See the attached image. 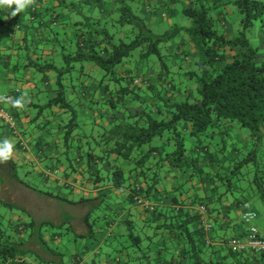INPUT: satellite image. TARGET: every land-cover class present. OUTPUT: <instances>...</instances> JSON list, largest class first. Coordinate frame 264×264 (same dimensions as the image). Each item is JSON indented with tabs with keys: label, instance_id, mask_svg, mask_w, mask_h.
I'll return each mask as SVG.
<instances>
[{
	"label": "crops",
	"instance_id": "obj_1",
	"mask_svg": "<svg viewBox=\"0 0 264 264\" xmlns=\"http://www.w3.org/2000/svg\"><path fill=\"white\" fill-rule=\"evenodd\" d=\"M118 1L31 0L15 16L11 15L17 7L15 3L11 6L0 5V18L3 20L0 25V107L9 111L17 122L16 131L0 123V142L7 139L13 144L11 169L3 170L0 178L3 175L11 177L12 193L20 196L12 197L7 202L24 205L23 208L29 214L25 217L23 212H10V217L19 224L31 220L37 224L46 221L61 224L65 221L62 220L64 210L58 209L57 217H52L49 210L62 204L67 209L71 207L73 219L70 218L69 230L73 235L86 237H83L85 241H81L73 236L76 243L73 246L69 244L70 250L66 249L65 241L56 240L61 242L57 249L67 252L69 264H88L91 260L92 264H97L94 258L100 260V264H178L176 259H182L186 264L187 259L179 254L189 248V242L182 228L175 226L167 215L179 214L177 209L181 207L182 213L187 209L200 214V222L193 224L195 228H201L205 222L212 224L209 233L211 243H207L210 250L205 258L214 259L220 264H245L249 255L258 253L250 248L235 253L228 242L234 237L246 239L251 225L257 226L264 236V193L258 191L249 178L229 179L233 161L236 160L235 153L231 151L233 142L225 154L208 141L205 142L209 144L208 148L199 155L202 171L196 172L192 168L182 170L173 165L163 168L158 171L159 179L156 183L154 181L156 186L150 192L144 191L146 182L140 184L144 188L143 196H137L136 201L128 186H117L113 182V165L110 164H115L112 160L118 158L117 153L113 151L108 158L98 156L96 161L92 158L106 146L114 145L108 143L107 139L108 128L113 126L116 112L110 99L119 96L122 84L110 79L97 65L88 62L83 65L80 79L73 72L62 81L68 87L67 97L75 105L79 119V126L74 129L73 136L69 140L65 138V124L71 113L53 102L58 94L59 72L55 69H39L36 63L65 67L67 61L64 54L76 51L77 42L86 34V30L78 25L79 20L88 17L113 18L118 15ZM127 1L153 30L187 23L182 8L188 0ZM165 49V53L173 54L176 78L184 81V70L191 66L185 56L192 59L198 53L189 41L182 42L179 39L171 41ZM231 56L230 52L228 57ZM76 66L79 68L81 64ZM117 71L123 77L133 73L136 78L143 80L142 83H152L151 100H158L160 89L157 86V71L146 67L139 54L135 53L125 60L117 67ZM188 91V94L193 92ZM163 96L173 98L172 95ZM21 98L22 106H14L13 102ZM128 105L129 101L125 107L131 106ZM232 133L237 141H246L239 128L235 127ZM189 148L199 154V140L190 138ZM107 159L112 162L105 166L111 170H107L109 176L103 177L100 173ZM73 162L77 163L76 167L72 165ZM123 163L132 172L135 162L126 160ZM22 165L28 169L29 178L35 180V185L43 186L46 191L38 190L24 178L21 179L17 167ZM136 172L133 170L132 173L138 177ZM23 184L28 187L22 188ZM20 188L28 189L27 199L18 193ZM59 196L63 202L57 201ZM30 197L35 201H29ZM39 198L42 199L36 201ZM246 202L257 212V217L250 222L243 218ZM191 203L193 209L188 206ZM200 203L207 207L205 214L197 209ZM96 206L99 207L97 222L89 229L86 227L87 216ZM0 210H4V207H0ZM130 228L135 234L148 236L149 240L138 245L132 244L127 234ZM54 231L48 230L45 236H50ZM37 235L31 234L30 230H23L15 233V238L25 242L27 247L35 243L34 249L45 260H55L53 264H65L60 255L47 253L41 247Z\"/></svg>",
	"mask_w": 264,
	"mask_h": 264
},
{
	"label": "trees",
	"instance_id": "obj_2",
	"mask_svg": "<svg viewBox=\"0 0 264 264\" xmlns=\"http://www.w3.org/2000/svg\"><path fill=\"white\" fill-rule=\"evenodd\" d=\"M182 10L186 24L176 23L158 33L127 0H119L117 16L79 20L78 25L86 30V34L77 42L76 51L64 54L65 67L36 63L39 69L59 72V89L53 102L71 113L65 124V138L69 140L73 136L79 119L75 105L67 97L68 87L62 81L73 72L80 79L84 63H92L103 69L110 79L122 84L119 96L110 99L116 110L113 126L106 127L108 143L114 145L106 146L92 158L96 161L100 156L108 158L113 151L117 153L118 158L112 160L115 164L107 159L106 165H113L114 184L128 186L136 201L137 196H143L144 188L140 184L147 183L146 192L156 186L158 171L170 165L182 170L202 171L199 155L208 145H214L225 154L231 142L236 160L229 179L249 178L251 184L264 193V0H188ZM255 22L259 30L250 37L248 30ZM2 23L0 18V25ZM175 39L189 41L198 53L192 59L185 56L191 65L184 70L186 82L175 76L173 54L165 53V47ZM137 49L140 58L151 59L153 62H149L156 68L160 89L157 103L151 100L152 83H142L143 80L133 73L123 77L117 71V67L130 59ZM230 52L232 56L228 57ZM79 63L81 67L78 68ZM188 90L193 92L188 94ZM163 94L173 98L167 99ZM127 101L130 107H125ZM235 127L242 131L244 143L234 138L232 130ZM192 137L199 140V154L189 148ZM207 141L209 144L205 143ZM10 160L0 163V175L3 170L11 169L13 162ZM126 160L135 162L133 170L137 171L138 177L123 163ZM175 201L178 203L177 199ZM4 205L11 204L5 202ZM188 206L193 209L192 203ZM177 210L179 214L167 215L175 226L182 228L189 242V248L179 254L187 259L186 264H220L205 258L210 250L207 245L210 235L205 226H193L200 222V214L187 209L182 213L181 207ZM3 212L0 210V264L54 263L55 260H45L34 248L15 238V233L23 230L38 234V243L47 253L60 255L64 260L68 256L65 250L57 249L63 241V233L55 229L65 226L64 222L37 224L31 220L19 224L13 222V217L6 219ZM66 225L67 230L71 229L69 223ZM50 229L55 231L45 236ZM129 235L134 245L143 241L142 236L131 228ZM256 253L249 255L245 264H264V252ZM176 260L178 264H184L182 259ZM64 263L69 264L66 260Z\"/></svg>",
	"mask_w": 264,
	"mask_h": 264
},
{
	"label": "rangeland",
	"instance_id": "obj_3",
	"mask_svg": "<svg viewBox=\"0 0 264 264\" xmlns=\"http://www.w3.org/2000/svg\"><path fill=\"white\" fill-rule=\"evenodd\" d=\"M238 23H239V21L236 22L237 25H238ZM236 24H235V26H236ZM168 28L169 27L167 26L165 29L160 30V27H157L155 30H156V32L160 33V32H164ZM258 30H259V28H258L257 22H255L250 27V29L248 30L249 31L248 32L249 36L251 37V35H254L255 32L257 33ZM252 39L254 40V38H252ZM133 53L134 54L135 53L138 54V49L135 52H133ZM152 57H156V56H152ZM149 60L151 62H153L151 59H149ZM149 60L148 61L147 60H144V64L146 65V67L151 68L153 71H155L156 68L153 66V64L151 62H149ZM67 96H69L68 93H67ZM156 103H157V101H156ZM72 165L74 167H76L77 166V163L76 162H73ZM105 165H106V163L103 164L102 173H100V175L103 176V177H107V175L109 176V173H110V172H107V170H109L110 167L105 166ZM17 171H18V174L21 177V179L24 178V180H26L28 184L31 183L30 185H32L34 187H37L38 190H40V189L41 190H45V191L47 190L43 186H40L38 184H36L37 186L35 185V180H32L31 178H29L30 173H28V169H26L23 165L21 167L18 166L17 167ZM2 172H4V171H2ZM27 187H28L27 185L23 184V187L22 188H27ZM15 188H17V187H15ZM22 188H20V191L18 193L23 194V196H24L23 199H27L26 198V195H27V190L28 189L24 190ZM12 192H13V179L11 177H8V175H5V176L3 175V178L0 180V206L4 207V212H3L4 217H6V219L10 218V216H11L10 215V212L11 213L12 212L13 213H18V214H21V212H23V215H25V217L28 216L29 214L27 212V209L23 208V207H25L24 205L23 206H18V205H16V202L10 203L11 205H4V202L5 201L6 202L7 201H11L12 200V197L13 198H16V197H19L20 198L19 194H14L13 195ZM59 198L60 199L57 198V201L63 202L62 201V197L59 196ZM76 198H78V196H76ZM40 199H42V198H39L36 201H39ZM29 201H35V199H31V197H30ZM20 204H23V202H20ZM63 205L64 204L59 205L57 208L54 207L53 209L49 210V212H50V215L52 217H57V216H59L58 209L64 210V215L62 216L64 218H62V220L65 219V221H64V225L65 226H61L59 228H56L55 230L61 231L63 233V237H62L63 238V242L64 241L66 242V246H67L66 249L68 248L70 250L69 244H71L73 246V244L76 243V242L73 241V236L78 237L81 241H85V238H83V237H86V236L80 237L81 235H77V236L76 235H73V232L72 231L66 229V227H67L66 224H68L69 221L71 220L70 218L73 219V217H72V211L70 210L71 207L70 208L68 207V209H67L66 207H63ZM98 208H99L98 206L94 207L93 210L91 212H89V214L87 216V224H86V227H88L89 229H92V226L94 227L95 222H97L98 215H96V213L98 212ZM23 209H25L26 211L23 210ZM52 217H50V218H52ZM43 219H48V218H43ZM127 234H128V237H130L129 232ZM142 238H143V241L142 242H146V241L149 240V237L148 236H142ZM117 241H118V239H117ZM35 246H36V244L34 243L31 247L32 248H35ZM63 247H65V245H63ZM65 260L68 263L67 257L65 258ZM94 260H96V263L97 264H100V260H98L97 258H94ZM92 263L93 262L91 260L88 264H92Z\"/></svg>",
	"mask_w": 264,
	"mask_h": 264
},
{
	"label": "built area",
	"instance_id": "obj_4",
	"mask_svg": "<svg viewBox=\"0 0 264 264\" xmlns=\"http://www.w3.org/2000/svg\"><path fill=\"white\" fill-rule=\"evenodd\" d=\"M7 99H9V97ZM0 123L10 127L14 131L17 130V122L15 118L9 113V111L1 107H0ZM244 205L246 211L243 214V218L246 222H250L257 217V212L251 208L249 202H246ZM197 208L203 214L207 212V207L204 204H197ZM204 226L206 231L210 233L212 230V224L205 222ZM207 242L208 243L211 242L210 236L207 238ZM228 245L234 252H241L249 248L255 252H264V236L261 235L260 230L258 229L257 226L251 225L249 227V234L246 239L234 237L229 240Z\"/></svg>",
	"mask_w": 264,
	"mask_h": 264
},
{
	"label": "clouds",
	"instance_id": "obj_5",
	"mask_svg": "<svg viewBox=\"0 0 264 264\" xmlns=\"http://www.w3.org/2000/svg\"><path fill=\"white\" fill-rule=\"evenodd\" d=\"M13 3L17 5L16 9L11 13L12 16L17 15L18 12L25 9L30 3L31 0H0V5L7 4L11 6ZM22 99L15 100L14 106L20 107L22 106ZM13 152V144L9 140L5 139L3 142H0V163L6 162L11 158ZM232 250V249H231ZM242 252V251H241Z\"/></svg>",
	"mask_w": 264,
	"mask_h": 264
}]
</instances>
